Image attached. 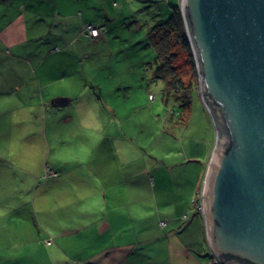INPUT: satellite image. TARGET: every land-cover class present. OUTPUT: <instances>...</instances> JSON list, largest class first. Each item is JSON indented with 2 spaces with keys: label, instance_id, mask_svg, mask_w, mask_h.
<instances>
[{
  "label": "rangeland",
  "instance_id": "1",
  "mask_svg": "<svg viewBox=\"0 0 264 264\" xmlns=\"http://www.w3.org/2000/svg\"><path fill=\"white\" fill-rule=\"evenodd\" d=\"M103 1L102 16L96 18V23L103 28L96 40L83 34L75 36L80 25L76 17L61 18L56 14L47 19L48 25L54 26L50 34L42 33V27L38 29L40 34L32 32L34 20L28 18L29 36L38 38L22 51L3 50L4 56L0 54L3 62L17 60L16 55L33 62L54 55L46 63L51 61L52 66L44 72L52 81L44 84L42 93L46 98L55 93L59 99L74 100L59 115L47 113L40 117L32 113L28 116L27 112L15 110L17 99L1 78L6 75L19 81L18 77L31 75V68H14V72L2 73L0 67V172L7 171L18 181L21 173L17 168L23 163L20 158L26 149L24 144H31L44 156V164L49 163L52 168L47 166L43 182L54 176L48 170L56 177L59 175L56 170L62 169L67 186L57 188L69 189L66 196L76 205L79 202L75 193L82 187L78 180H83L79 173L90 165L94 169L96 164L112 170L111 163L114 161L116 167L118 159L122 172L136 176L132 184L135 182L137 188L141 187L137 179L140 173L145 171L149 176L150 198L145 196L146 201H139L138 196H133V210L137 211L138 206L155 207L154 199H163L160 189L172 193V200L178 203L191 195L195 206L196 199H202L208 164L218 142V129L197 89V71L190 110L183 112L177 101L164 100L165 83L153 76L156 52L148 40L149 31L159 22L170 19L173 7H181L182 0ZM5 14L0 20V29L13 13L6 11ZM73 38L74 44L70 47ZM181 62L182 70L186 71V65ZM37 96L40 94L30 95L33 106L40 101L33 99ZM104 140L115 141L114 148L106 146ZM98 146L104 153L98 152ZM123 160L129 162L127 169ZM14 188L15 185L10 190L13 201L16 199ZM5 198L0 188V226L6 221L7 212L1 204L7 203ZM69 214L73 221L71 229H81L80 225L75 226L77 212ZM29 228L19 224L11 231L22 235ZM53 229L59 232L60 224L55 223ZM15 237L13 234L12 238ZM67 239H61L59 244L73 252L79 240L90 241L84 234L71 237V242ZM0 250L9 253L13 249L0 243ZM0 263H5L2 257Z\"/></svg>",
  "mask_w": 264,
  "mask_h": 264
},
{
  "label": "crops",
  "instance_id": "2",
  "mask_svg": "<svg viewBox=\"0 0 264 264\" xmlns=\"http://www.w3.org/2000/svg\"><path fill=\"white\" fill-rule=\"evenodd\" d=\"M103 2L0 0V20L7 16L6 11L13 13L0 29V54L4 56L3 50L8 53L11 50L22 51L38 38H30L28 18L34 20L32 32L38 34L41 27L40 31L44 34L53 32L54 26L48 25L46 20L56 14L61 18H78L80 25L77 26L75 36L82 34V28L87 25L92 24L102 29V25H98L96 20L102 16ZM74 40L73 38L69 42L70 47ZM16 56L18 59L10 62L0 59L2 73L14 72V68L32 70L30 69L31 75L18 77L19 81L6 75L1 78L17 99L15 110L27 112L28 116H32V113L40 117L47 113L59 115L64 107L53 104L59 96L53 93L50 98H46L42 93L44 84L52 81V77L45 76L44 72L52 66L51 61L46 63L54 55L36 62L25 61L19 55ZM32 93L40 94V97L33 98L40 99L35 106L30 103ZM66 99L69 100L67 106L74 102L70 97ZM104 142L106 146L108 144L114 148L115 141ZM24 147L26 149L20 158L23 163L17 168V172L21 173L18 181L7 171L0 172L1 194L6 197L7 202L1 203L4 208L2 210L7 214L6 221L0 226V243L13 249L9 253L0 250L5 255L3 257L0 253L4 264H218L209 247L204 216L194 206L193 196L188 195L178 203L172 200V193L160 189L159 195L163 199L153 198L155 207L145 206L142 209L138 206L135 211L132 209L133 196H138L139 201H146L145 196L150 198L149 176L145 171L141 172V176L137 177L141 187L137 188L134 186L135 182L132 184L136 176L131 177L126 173L128 171L122 172L120 160L117 159L116 167L114 161L111 163L112 170L108 166L96 164L94 169L90 165L89 169L79 173L83 176V180H78L82 187L75 193L79 204L73 205L72 198L66 196L69 189L57 188L67 186L63 170L57 169L59 175L43 182L47 166L52 169L50 164H44V156L41 157L31 144H24ZM99 147L101 146L98 149ZM98 152L104 153L100 149ZM122 164L126 165L124 169L129 167L127 160H123ZM14 185L15 201L10 194ZM145 185L148 187L145 188ZM70 211L77 212L75 226L80 225L81 229H71L73 221L71 222ZM163 222L166 223L165 226L162 225ZM55 223L61 226L59 232L53 229ZM19 224L31 226V229L22 235L13 233L11 228ZM13 234H16L14 239ZM82 234L90 241L85 243L79 240L74 248L76 252L66 250L59 244L61 239L68 238L71 242V237Z\"/></svg>",
  "mask_w": 264,
  "mask_h": 264
},
{
  "label": "water",
  "instance_id": "3",
  "mask_svg": "<svg viewBox=\"0 0 264 264\" xmlns=\"http://www.w3.org/2000/svg\"><path fill=\"white\" fill-rule=\"evenodd\" d=\"M181 10L218 129L202 195L209 247L220 264H264V0H182Z\"/></svg>",
  "mask_w": 264,
  "mask_h": 264
},
{
  "label": "trees",
  "instance_id": "4",
  "mask_svg": "<svg viewBox=\"0 0 264 264\" xmlns=\"http://www.w3.org/2000/svg\"><path fill=\"white\" fill-rule=\"evenodd\" d=\"M148 40L156 52L153 76L165 83L164 100L177 101L183 112L190 110L197 70L180 6L173 7L170 19L159 22L149 31ZM181 61L186 71L182 70Z\"/></svg>",
  "mask_w": 264,
  "mask_h": 264
},
{
  "label": "built area",
  "instance_id": "5",
  "mask_svg": "<svg viewBox=\"0 0 264 264\" xmlns=\"http://www.w3.org/2000/svg\"><path fill=\"white\" fill-rule=\"evenodd\" d=\"M101 28L100 27H97V26H94V25H87L84 30H83V35L85 36H89L91 38H98L101 34ZM197 73H198V83L200 82V76H199V72L197 70ZM152 99H154L152 96H151ZM48 173L49 175H54L55 176V173L52 171V170H48ZM195 206L197 208L198 211H202V202L201 200H197L196 199V202H195ZM163 226L166 225L165 222L162 223ZM48 244H50V242L48 241Z\"/></svg>",
  "mask_w": 264,
  "mask_h": 264
},
{
  "label": "bare ground",
  "instance_id": "6",
  "mask_svg": "<svg viewBox=\"0 0 264 264\" xmlns=\"http://www.w3.org/2000/svg\"><path fill=\"white\" fill-rule=\"evenodd\" d=\"M92 25V24H91ZM86 27V26H85ZM83 33V32H82ZM101 33H102V31H101ZM100 36H101V34H100ZM99 36V37H100ZM89 37V36H88ZM98 37V38H99ZM94 39H97V38H94ZM194 54V53H193ZM194 60H195V57H194ZM195 63H196V61H195ZM196 70H198V67H197V63H196ZM198 74V73H197ZM197 89H198V91L200 92V94H201V86H200V82L197 84ZM194 90H196V89H194ZM202 97V96H201ZM205 103V102H204ZM206 105V104H205ZM57 175V174H56ZM52 177H54V176H52ZM201 202H202V199H201ZM198 212V211H197ZM202 214H203V212L202 211H200ZM217 263L218 264H220L219 263V261L217 260Z\"/></svg>",
  "mask_w": 264,
  "mask_h": 264
}]
</instances>
